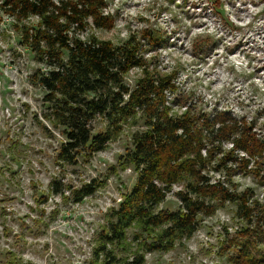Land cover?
Instances as JSON below:
<instances>
[{
  "label": "rangeland",
  "instance_id": "obj_1",
  "mask_svg": "<svg viewBox=\"0 0 264 264\" xmlns=\"http://www.w3.org/2000/svg\"><path fill=\"white\" fill-rule=\"evenodd\" d=\"M105 2L112 29L90 26L86 35L115 45L136 37L147 66L175 78L177 104L243 118L264 142V0ZM9 23L5 18L0 24V264H92L109 209L135 183V174L122 171L118 161L141 122L124 126L104 151L79 158L76 165L58 161L63 137L45 119L44 92L31 79L42 66L20 45ZM140 75L133 70L126 82L133 85ZM173 108L175 114L184 110ZM102 129L98 121L95 130ZM53 180L72 188L95 180L101 187L75 204L68 193L52 194ZM231 185L238 193L264 198V182L251 175L234 176ZM178 206L170 194L159 210ZM242 224L236 208L227 204L201 217L190 239L168 252L146 254V264H230L228 243ZM137 232L128 231L127 251L120 255L139 251L131 241Z\"/></svg>",
  "mask_w": 264,
  "mask_h": 264
},
{
  "label": "trees",
  "instance_id": "obj_2",
  "mask_svg": "<svg viewBox=\"0 0 264 264\" xmlns=\"http://www.w3.org/2000/svg\"><path fill=\"white\" fill-rule=\"evenodd\" d=\"M106 9L105 0H0V24L8 19L20 45L42 66L31 79L44 92L45 119L63 137L58 161L76 165L104 151L124 126L141 122L118 161L122 171L135 174V183L109 209L92 264H146V254L168 252L190 239L201 217L227 204L243 223L229 240V263L264 264V198L231 185L237 175L264 182V142L255 127L225 112L177 104L175 78L147 66L136 37L115 45L86 35L90 26L112 29ZM133 70L141 75L130 85L126 76ZM177 106L183 112L175 114ZM98 121L103 129L96 131ZM100 187L95 180L79 188L49 184L53 195L68 193L75 204ZM170 194L178 209L159 210ZM132 229L138 230L131 241L139 251L120 255Z\"/></svg>",
  "mask_w": 264,
  "mask_h": 264
}]
</instances>
